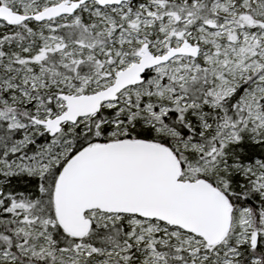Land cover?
<instances>
[{
    "label": "snow or ice",
    "instance_id": "1",
    "mask_svg": "<svg viewBox=\"0 0 264 264\" xmlns=\"http://www.w3.org/2000/svg\"><path fill=\"white\" fill-rule=\"evenodd\" d=\"M0 264H264V0H0Z\"/></svg>",
    "mask_w": 264,
    "mask_h": 264
}]
</instances>
